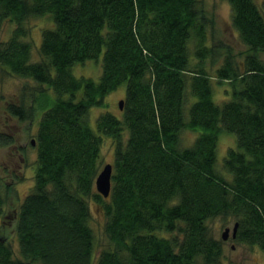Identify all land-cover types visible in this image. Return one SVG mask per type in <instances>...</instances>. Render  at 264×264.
<instances>
[{"label": "trees", "instance_id": "1", "mask_svg": "<svg viewBox=\"0 0 264 264\" xmlns=\"http://www.w3.org/2000/svg\"><path fill=\"white\" fill-rule=\"evenodd\" d=\"M226 1L250 52L212 68L221 46L202 0H0V29L14 24L0 66L40 84L7 113L31 119L36 92L55 96L38 120L33 185L13 212L18 249L0 233V264H239L225 263L215 218L234 219L232 238L264 251V0ZM45 15L53 26L32 60L24 23ZM101 53L97 80L73 74ZM122 83L121 116L101 112L93 129L89 109ZM184 130L196 134L187 146ZM220 133L236 143L222 162ZM104 136L114 144L108 197L95 186ZM12 142L0 131V146ZM90 201L104 216L100 251ZM3 204L0 195V216Z\"/></svg>", "mask_w": 264, "mask_h": 264}, {"label": "rangeland", "instance_id": "2", "mask_svg": "<svg viewBox=\"0 0 264 264\" xmlns=\"http://www.w3.org/2000/svg\"><path fill=\"white\" fill-rule=\"evenodd\" d=\"M258 3L261 0H256ZM206 16L212 20V34L217 45L221 46L217 52V59L207 65L217 66L221 63L225 55H230L234 62H238L250 52L239 39L236 30L231 24V8L226 0H202L201 3ZM52 20V19H51ZM24 25L28 28L27 38L32 40L31 59H38L37 49L41 40V31L46 27H52L49 16L33 17L28 19ZM14 27L10 21L4 22L0 29V41L6 40ZM259 58L264 60V52H257ZM102 53L95 59H88L84 62L75 63L72 72L75 76L90 77L97 80L101 74ZM40 84L34 81L11 75L0 66V131L10 135L13 142L0 146V195L4 198L3 214L0 216V233L9 237L15 251L16 237L13 232L15 223L14 210L18 208L25 195L33 185V173L36 166V149L31 139L35 140L38 120L44 109L50 106L54 93L48 89L47 93L36 92V101L31 119L21 121L10 116L6 111L8 103L19 104L21 100L25 105L30 104V91ZM126 84H120L115 90L105 96L103 106H93L89 109V123L93 129L96 128V118L101 112L109 111L116 116H121L118 112L119 101L125 95ZM45 97L46 100L43 98ZM215 97L220 100L223 96L218 88ZM48 100V102H46ZM215 100V99H214ZM216 101V100H215ZM217 102V101H216ZM219 103V102H218ZM196 134L190 130H184L181 134L180 145L191 144ZM101 147V165L112 162L114 157V144L111 138L104 136ZM235 136L232 133H220L217 140L216 161L222 162L228 147L235 146ZM91 219L90 224L94 229L97 241V250L108 246V241L103 233L104 216L100 208L90 201ZM234 219L228 221L215 218L209 222L212 233L215 237L222 239L221 234L226 227H229V236L223 241V257L225 263L239 264H264V251L257 245H249L236 241L231 237Z\"/></svg>", "mask_w": 264, "mask_h": 264}, {"label": "water", "instance_id": "3", "mask_svg": "<svg viewBox=\"0 0 264 264\" xmlns=\"http://www.w3.org/2000/svg\"><path fill=\"white\" fill-rule=\"evenodd\" d=\"M123 107V99L119 101V108L122 109ZM31 143L34 144L35 140L31 139ZM112 169L113 166L110 162L105 163L102 168L99 170L96 178H95V186L97 191L103 196L108 197L111 190V177H112ZM237 230V222L234 223L232 228L231 237L235 238ZM229 236V227H226L221 237L223 240H226Z\"/></svg>", "mask_w": 264, "mask_h": 264}]
</instances>
